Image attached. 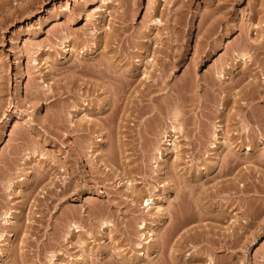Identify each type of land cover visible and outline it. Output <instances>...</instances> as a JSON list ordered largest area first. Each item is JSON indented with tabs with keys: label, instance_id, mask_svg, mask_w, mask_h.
Returning <instances> with one entry per match:
<instances>
[{
	"label": "rangeland",
	"instance_id": "1",
	"mask_svg": "<svg viewBox=\"0 0 264 264\" xmlns=\"http://www.w3.org/2000/svg\"><path fill=\"white\" fill-rule=\"evenodd\" d=\"M230 1L0 0L3 264H264V0Z\"/></svg>",
	"mask_w": 264,
	"mask_h": 264
},
{
	"label": "bare ground",
	"instance_id": "2",
	"mask_svg": "<svg viewBox=\"0 0 264 264\" xmlns=\"http://www.w3.org/2000/svg\"><path fill=\"white\" fill-rule=\"evenodd\" d=\"M184 1H185V0H184ZM191 1H192V0H191ZM212 1H213V0H212ZM226 1H227V0H226ZM228 1H229V0H228ZM232 1H234V0H232ZM232 1H230V3H231ZM224 2H225V1H224ZM235 2H237V0H235ZM185 3H186V2H185ZM212 3H213V2H212ZM226 3H227V4H230V3H228V2H226ZM188 4H190V3H188ZM188 4H187V5H188ZM214 4H215V3H214ZM187 5H186V6H187ZM221 5H223V3H222ZM221 5H220V3H219V6H221ZM230 5H231V4H230ZM233 5H234V4H233ZM216 6H217V5H216ZM219 6H218V7H219ZM225 6H226V5H225ZM180 7H182V6H180ZM226 7H228V5H227ZM222 8H224V7H222ZM222 8H220V10H221ZM155 9H156V8H155ZM180 9H181V8H180ZM215 9H217V8H215ZM258 9H259V8H258ZM217 10H218V9H217ZM261 11H262V10H261ZM212 12H213V11H212ZM215 12H216V10L214 11V13H215ZM259 12H260V10H259ZM210 13H211V12H210ZM210 13H209V15H210V16L213 15V18H214L215 15H214V14H210ZM225 13H226V14H229L230 12L228 13V12L225 11ZM207 14H208V13H207ZM215 14H216V13H215ZM218 14H219V12H218ZM203 16H204V14H203ZM203 16H201V17L203 18ZM205 16H206V15H205ZM210 16H208L209 19H210ZM221 17H222V16H221ZM224 17H225V14H224ZM224 17H223V18H224ZM204 18H205V17H204ZM213 18L211 17V19H213ZM209 19H207V20H209ZM218 19H220V18H218ZM201 20H202V19H201ZM204 20H205V19H204ZM214 20H215V18H214ZM159 21H161V20H158V21H157V19H155L156 24H158L157 22H159ZM204 22H206V21H204ZM207 22H208V21H207ZM214 22H215V21H213V23H214ZM202 23H203V22H202ZM211 23H212V22H211ZM215 23H217V22H215ZM211 25H212V26H211ZM211 25H210V28H211V27L213 28V24H211ZM217 25H218V24H217ZM233 26H234V25H233ZM208 27H209V26H208ZM210 28H208L209 31H210ZM205 29H206V28H205ZM208 30H207V31H208ZM213 32H214V31H213ZM248 34H249V33H248ZM203 35H204V34H203ZM249 37H251V39H252V36H249ZM244 39H247L246 36H245ZM263 39H264V38H263ZM247 40H248V39H247ZM249 40H250V39H249ZM249 40H248V41H249ZM248 41H247V43L244 42V44H247V46H242V47H241L242 49H243V47H244V49H245V47H249V46L252 44V42H251V44L248 46ZM250 41H251V40H250ZM250 41H249V42H250ZM254 42H255V41H253V43H254ZM260 42H262V41H260ZM263 42H264V41H263ZM106 44H107V42H106ZM257 44H258V43H257ZM253 45H256V43L253 44ZM260 45H262V44H260ZM262 46H264V43H263ZM262 46H259V47H262ZM145 48H148V46L146 47V45H145ZM149 49H150V47H149ZM244 49H243V50H244ZM247 49H248V48H247ZM255 49H256V48H255ZM256 50H257V49H256ZM256 50H255V51H256ZM257 52H258V51H257ZM242 53H243V52H242ZM240 54H241V53H240ZM245 54H246V53H245ZM245 54H242L241 56L244 58ZM243 55H244V56H243ZM231 57H232V56H231ZM142 61H143V60H142ZM143 62H144V61H143ZM151 62H152V61H151ZM151 62H149L150 65H151ZM145 65H146V64H145ZM147 65H148V64H147ZM147 65H146V67L150 66V65H148V66H147ZM142 66H144V65H142ZM152 72H153V71H152ZM152 72H151V73H152ZM149 73H150V71L148 72V70H147V71L144 70V71H141V72L139 71V74H138L137 72H135V71L129 72V76H131V77L128 76V79L125 81L126 83L124 82L125 84H124V86L122 87V89H124V92H122V93H125V94H126L125 97L127 96V98H129V99L131 98L130 100H132V102H133V101L137 98V95H135V96H134V95L130 96L131 94L129 93L130 95L128 96L127 94H128L129 89L132 87V84L134 83L135 76H136V75H139V76L141 75V77H142V78H141V81H145L144 78H146V79H147V78H149V79L151 78L150 76H152V75H149ZM151 73H150V74H151ZM153 75H155V74H153ZM221 75H223V74H221ZM133 78H134V79H133ZM136 79H137V77H136ZM158 79H159V78H158ZM151 80H152V79H151ZM151 80H150V81H151ZM150 81L148 80V83H146L147 80L144 82V83H146L147 86L149 85V88H148V90H147V91H148V92H147L148 94H149V92L151 91L150 89H151V85H152V83H151V85H150ZM151 82H152V81H151ZM210 82H211V81H210ZM141 84H142V83H141ZM154 84H155V83H154ZM137 85H138V84H137ZM143 85H144V84H143ZM156 85H157V84H155V86H156ZM214 85H215V84H214ZM147 86H146V87H147ZM136 87H137V86H135V88H136ZM153 87H154V85H153ZM135 88H134V89L132 88V89L135 90ZM141 89H142V88H141ZM144 90H145V88H144ZM121 91H122V90H121ZM131 91H132V90H131ZM138 91H139V89H138ZM154 91H155V90H154ZM154 91H152V92H150V93H153ZM147 93H146V94H147ZM142 94H143V91L140 90V91H139V97L142 96ZM146 94H144V95H145L144 97H146ZM150 95H151V94H150ZM147 96H148V95H147ZM110 97H112V96H110ZM110 97L108 98L107 101H110V99H111ZM132 97H133V98H132ZM139 97H138V98H139ZM142 97H143V96H142ZM113 98H115V97H113ZM120 98H121V97L119 96V97H117L118 100L115 98V99L112 100V102H113V101H119ZM175 98H176V100H177V97H175ZM141 99H142V98H141ZM138 100H139V99H138ZM107 101H106V102H107ZM135 101H136V100H135ZM112 102H111V103H112ZM175 102H176V101H175ZM113 103L115 104V102H113ZM176 103H178V102H176ZM109 104H110V103H109ZM126 104H128V103H126ZM105 105H106V103H105ZM128 105H129V104H128ZM106 106H107V105H106ZM111 106H112V105H111ZM111 106H110V107H111ZM113 106H114V105H113ZM113 106H112V107H113ZM115 106H116V105H115ZM175 106H177V105H175ZM131 107H133V106H131ZM177 108H178V107H177ZM126 109H127V108H126ZM133 109H134V108H133ZM174 109H176V108H174ZM107 110H108V109H107ZM139 111H140V110H139ZM141 111H142V110H141ZM141 111H140V112H141ZM171 111H172V110H171ZM175 111H177V110H175ZM133 112H134V111H133ZM178 112H179V110H178ZM178 112H177L176 114H178ZM131 113H132V112H131ZM86 114H88V113H86ZM86 114H85V115H86ZM139 114H141V116H142L143 113H139ZM172 114H173V113H172ZM178 115H179V114H178ZM86 116H87V115H86ZM88 116H89V115H88ZM88 116H87V117H88ZM127 116H128V115H127ZM137 116H138V115H137ZM139 116H140V115H139ZM139 116H138V118H139ZM141 116H140V118H141ZM168 116H169V115H168ZM180 116H181V114H180ZM130 117H131V116H130ZM151 117H152V116H151ZM169 117H170V116H169ZM174 117H176V116H174ZM174 117H173V118H174ZM88 118H89V117H88ZM152 118H153V117H152ZM128 119H129V118H128ZM170 119H171V118H170ZM151 120H152V119H151ZM175 120H176V119H175ZM127 121H128V120H127ZM149 121H150V120H149ZM173 121H174V120H173ZM177 121H178V120H177ZM81 122H82V121H81ZM146 122H148V121H146ZM79 123H80V122H79ZM167 123H168V122H167ZM179 123H180V121H179ZM181 123H182V122H181ZM83 124H84V123H83ZM83 124L81 123L82 126H83ZM145 124H146V123H145ZM173 124H174V123L172 122L171 129H170V130L168 129L169 131H167V130L164 131V136H163V138L165 137V138H164L165 143L168 145V146L166 147V148L168 149L167 151H168L169 153H173V154L178 155L180 149L178 148V145H177V143H176V141H175L176 139H173V136H175L176 138L179 137L178 135H176V133H177V127H178V126L176 127V124H174V125H173ZM182 124H183V123H182ZM79 125H80V124H79ZM86 125H87V124H86ZM126 125H127V124H126ZM166 126H168V125H166ZM99 127H100V126H99ZM219 127H220V126H219ZM161 128H162V127H161ZM179 128H180V127H179ZM217 128H218V127H217ZM81 129H82V128H81ZM166 129H167V128H166ZM219 130H220V129H219ZM219 130H218V131H219ZM149 131H150V130H149ZM149 131H148V132H149ZM161 131H162V130H161ZM216 131H217V130H216ZM216 131H215V132H216ZM103 132H104V131H103ZM146 132H147V131H146ZM146 132H145V135H147ZM159 132H160V131H159ZM162 132H163V131H162ZM162 132L160 133L161 135H162ZM171 132H176V133H175L174 135H172ZM151 133H152V132H151ZM154 133H155V132H154ZM157 133H158V132H156V134H157ZM203 134H204V133H203ZM213 134H214V133H213ZM145 135L143 136L144 139H145V138H149V140H150V139H153V138L147 137V136H145ZM151 136H152V135H151ZM155 136H156V135H155ZM143 137H142V138H143ZM215 137H216V138H219V134H218V133H215ZM158 138H160V137H158ZM200 138H203V137H200ZM102 139H103V138H102ZM104 139H105V138H104ZM177 139H178V138H177ZM154 140L156 141L157 139H154ZM201 140H202V139H201ZM216 140H217V139H216ZM159 141H160V140H159ZM159 141H158V143H159ZM254 141H255V140H254ZM145 142H146V141H145ZM150 142H151V141H150ZM102 143H103V142H102ZM104 143H105V142H104ZM151 143H152V142H151ZM220 143H221V142H220ZM166 144H165V145H166ZM181 144H182V143H181ZM143 145H145V144L143 143ZM100 146H101V145H100ZM153 146H154V145H153ZM217 146H218V144H217ZM217 146H215V147H217ZM221 146H222V144H221ZM83 147H84V146H83ZM147 147H148V146H147ZM163 147H164V146H163ZM101 148H102V146H101ZM105 148H106V147H105ZM218 148H219V147H218ZM230 148H231V147H230ZM107 149H108V148H107ZM150 149H151V148H150ZM150 149L147 148V151L150 150ZM182 149H183V147H182ZM215 149H216V148H215ZM231 149H232V148H231ZM233 149H234V148H233ZM246 149H247V152H248V150H250L251 147H249V145H248V147H247ZM101 150H102V149H101ZM154 150H155V149H154ZM155 151H156V150H155ZM164 151H165V150H164ZM164 151H163V152H164ZM181 151H182V150H181ZM245 151H246V150H245ZM105 152H106V151H105ZM105 152H102V153H105ZM159 152H160V151L158 150V153H159ZM163 152L161 151V152L159 153L160 155L158 154V155H159V159H161V160L164 159V156H165V155L163 156ZM214 152H216V150H215ZM214 152H213V155H214ZM218 152L220 153V151H218ZM232 152H233V151H232ZM249 152H250V151H249ZM150 153H151V152H150ZM233 153H234V152H233ZM237 153H238V151L236 152V156H238ZM215 154H216L215 156L220 155V154H217V153H215ZM231 154H232V153H230V155H231ZM249 154H250V153H249ZM158 155H157V157H158ZM233 155H234V154H233ZM243 155H244V154H243ZM247 155H248V154H247ZM148 156H149V155H148ZM241 156H242V155H241ZM149 157H150V156H149ZM152 157H153V156H152ZM239 157H240V156H239ZM239 157H238V159H239ZM242 157H243V156H242ZM242 157H241L240 159H242ZM244 157H245V156H244ZM250 157H251V156H250ZM167 158H169V157H167ZM212 158H213V157H212ZM233 158H234V157H233ZM236 158H237V157H236ZM149 159H150V158H149ZM214 159H217V157H215ZM231 159H232V158H231ZM234 159H235V158H234ZM234 159H233V160H234ZM243 159L245 160V158H243ZM243 159H242V160H243ZM250 159H251V158H250ZM250 159H249V160H250ZM176 160H177V159H176ZM217 160H218V159H217ZM229 160H230V159H229ZM246 160H247V157H246ZM231 161H232V160H231ZM163 162H164V161H163ZM175 162H176V161H175ZM244 162H245V161H244ZM177 163H178V162H177ZM211 163H212V162H211ZM215 163H216V162H215ZM217 163H218V162H217ZM212 165H213V164H212ZM215 165H217V164H214L213 166H215ZM177 166H178V165H177ZM177 166L175 167V165H174V168H177ZM172 167H173V166H172ZM205 167H206V166H205ZM164 168H165V167H164ZM177 169H179V167H178ZM201 169H202V168H201ZM174 170H175V169H174ZM180 170H181V169H180ZM175 171H177V174H179V173H178V170H175ZM182 172H183V169H182ZM182 172H181V173H182ZM184 173H186V172H184ZM186 174H187V173H186ZM181 175H182V174H181ZM230 186H231V185H230ZM130 189H131V188H130ZM3 197L5 198V196H3ZM3 197H2V198H3ZM4 198H3V199H4ZM4 200H5V199H4ZM145 200H146V205H147V206H148L149 204H151V202H150V201H151V198H148V197H147V199H145ZM152 201H153V199H152ZM2 213H3L2 218L5 219V223L8 222V221L10 220V218H12V217L14 218V215H13L12 212H11L10 210H8V209H7V211H4V212L2 211ZM188 216H189V215H188ZM188 216H185V215H184V217H187V218L189 219L190 217H188ZM182 217H183V216H182ZM187 218H186V219H187ZM188 219H187V220H188ZM190 219H191V218H190ZM181 220H182V218H181ZM181 220H180V221H181ZM182 221H183V222H182ZM182 221H181V223H177V224H175L176 227H178V229H180L179 227H181V226L184 225V224H183L184 222L186 223V221H184V218H183ZM188 221H189V220H188ZM19 222H21V221H19V220L16 221V226H15V231H16V232L19 230L20 225H21ZM33 222H34V221H33ZM180 224H182V225H180ZM29 225H30V224H29ZM109 225H110V221H108V220H102V222H101V226H102V227H107V226H109ZM177 225H180V226H177ZM81 226H82V225H79V224H77L76 222H73V223H71V225L69 226V228H70L71 231L74 230V231L79 232V231L81 230ZM176 227L174 226L173 228H175V229H171V231L173 230V231H172V232H173V235L176 234V233H178V229H177ZM7 229H8V227H7ZM179 231H180V230H179ZM187 231H189V230L187 229ZM7 232H8V231H7ZM7 232H6V233H7ZM2 233H3V232H2ZM2 233H1V234H2ZM9 233H10V232H9ZM3 235L5 236V234L3 233L2 236H0V237H2V239H5V238H3ZM7 235H8V233H7ZM13 235H14V234H13ZM68 235H69V234H68ZM169 235H171V232H170V234H168V237H169L168 239H170V237L173 236V235H171V236H169ZM185 235H186V233H185ZM185 235L182 234V237H181V238L185 239V238H186ZM71 236H72V235L67 236V241L69 240L68 237H71ZM173 237H175V236H173ZM187 237H188V236H187ZM188 238H189V237H188ZM181 242H182V241H181ZM225 243H226V242H225ZM230 243H231V242H230ZM179 245H180V244H179ZM181 245H182V244H181ZM228 246H230V245H228ZM1 249H2V248H1ZM0 253H1V255H0V264H3V261L6 260V258H5V257H6V254H5L4 251H1V250H0ZM58 260H59V256H58V254L55 253V252H52V253L50 254V256H49V261H50V263H52V264H56V261H58ZM214 261H215V260H214ZM214 261H213V262H214ZM211 263H212V262L210 261L209 264H211ZM4 264H5V263H4Z\"/></svg>",
	"mask_w": 264,
	"mask_h": 264
}]
</instances>
